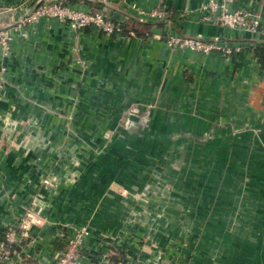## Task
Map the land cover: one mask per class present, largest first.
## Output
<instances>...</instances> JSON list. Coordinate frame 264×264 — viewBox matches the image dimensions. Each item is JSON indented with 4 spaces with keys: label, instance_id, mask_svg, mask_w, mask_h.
<instances>
[{
    "label": "crops",
    "instance_id": "0c3cea01",
    "mask_svg": "<svg viewBox=\"0 0 264 264\" xmlns=\"http://www.w3.org/2000/svg\"><path fill=\"white\" fill-rule=\"evenodd\" d=\"M36 1L0 0V28L14 24L9 28L10 54L5 56L0 49V237L29 208L35 212L28 237L1 264H56L66 225L86 221L80 216L83 202L65 199L68 192L80 189L81 178L61 185L58 194L43 190V199L36 195L46 175H80V150L59 154L50 150L51 144L72 139L54 131L65 126L64 115L73 114L75 125L82 120L94 125L97 112H104L105 119L115 123L119 112L133 107L158 114L189 109V126L195 119L206 125L201 132L189 129V136L213 138L225 132L219 128H232L240 137L236 142L242 150L235 155L248 159V166L243 163L237 169L240 174L248 171L250 192L244 194L243 185L238 186L233 204L226 199L222 203L237 210L235 222L243 221V215L248 219L249 264H264V245L254 241L264 243V65L253 49L264 44V30L249 33L202 21L199 8L207 0H108L107 12L117 20L140 21L134 5L147 11L167 9L169 22L142 21L152 25V33L145 37L133 31L106 35L94 26L74 30L67 22L48 17L14 28ZM229 6L251 10L264 25V0H231ZM169 33L219 36L245 49L231 59L218 52L172 49L166 42ZM150 117L149 125L158 124L155 113ZM30 120L34 126H29ZM4 126L12 129L10 135ZM25 142L28 145H22ZM129 218L128 212L119 215L111 210L107 225L101 226L104 220L95 216L93 233L84 242L83 264H126L109 261L111 244L100 235L123 238L127 231L112 224L129 223ZM232 239L234 250H242L240 240ZM173 259L171 253L170 264H189Z\"/></svg>",
    "mask_w": 264,
    "mask_h": 264
},
{
    "label": "rangeland",
    "instance_id": "374dc122",
    "mask_svg": "<svg viewBox=\"0 0 264 264\" xmlns=\"http://www.w3.org/2000/svg\"><path fill=\"white\" fill-rule=\"evenodd\" d=\"M103 113L97 112L94 125L85 120L75 125L73 114H65V126L54 129L72 139L53 143L50 150L58 154L80 150L82 155L80 175H46L36 192L43 199V190L58 194L61 185L81 178L80 189L68 192L65 199L83 202L80 216L86 221L68 223L65 235L86 229L90 232L87 239L93 233L95 216L105 226L109 211L128 212L129 223L112 224L127 231L123 238L100 235L111 244L109 261L170 264L172 253L173 260L189 264H241V260L249 264L248 219L243 215V221L235 222L237 210L222 203L226 199L233 204L238 186L243 185L244 194L250 192L248 171L240 174L237 169L243 163L248 166V159L235 155L242 144L236 142L240 137L234 136L232 128H219L225 132L213 138L210 134L189 136V129L201 132L206 128L201 119L192 120L189 126V109L158 114L133 107L119 112L115 123L107 121ZM154 113L158 124L149 125ZM28 124L35 123L30 120ZM11 130L3 127L7 135ZM27 211L35 214L30 208ZM234 237L240 240L239 253L234 250ZM254 241L264 245L261 239Z\"/></svg>",
    "mask_w": 264,
    "mask_h": 264
},
{
    "label": "built area",
    "instance_id": "2783aa9c",
    "mask_svg": "<svg viewBox=\"0 0 264 264\" xmlns=\"http://www.w3.org/2000/svg\"><path fill=\"white\" fill-rule=\"evenodd\" d=\"M39 0L36 1V3ZM85 1L97 3L98 10L85 7ZM231 0H207L199 8L200 19L204 22L217 26L240 30L249 33H260L264 30L261 17L247 8L232 9L229 4ZM81 5L65 2V0H42L26 16L21 18L14 28H21L27 24L39 21L41 17L58 18L65 21L74 30H83L94 26L106 35L122 32L123 20L114 19L107 12L108 0H79ZM140 21L165 19L169 22V12L165 8L144 10L134 5ZM10 27L0 28V49L2 54H10L11 41L13 39ZM160 37V36H158ZM168 46L172 49H189L203 54L218 52L227 59L244 51L245 46L237 42H229L219 36H183L169 33L166 38ZM48 182L47 179L44 180ZM35 217L33 212H26L15 224L8 225L4 236L0 237V264L16 252L15 246H21L24 239L28 237L29 230ZM90 232L80 229L73 234H64L65 238L60 251L55 253L56 264H83L84 242Z\"/></svg>",
    "mask_w": 264,
    "mask_h": 264
},
{
    "label": "trees",
    "instance_id": "16d2710c",
    "mask_svg": "<svg viewBox=\"0 0 264 264\" xmlns=\"http://www.w3.org/2000/svg\"><path fill=\"white\" fill-rule=\"evenodd\" d=\"M65 2L75 3V2H79V0H65ZM84 4L87 5V7H90L92 9H96V10L99 9L97 6V3L95 2L85 1ZM121 26H122V32L120 34H127L130 31H133L137 35L145 37L152 33V25L150 23L137 21L135 19L128 18V17H126L123 20V22L121 23ZM253 49H254L255 54L259 57L261 63L264 65V44L255 46ZM3 236L4 235H2L1 238ZM19 247L20 246H15V249H18Z\"/></svg>",
    "mask_w": 264,
    "mask_h": 264
},
{
    "label": "water",
    "instance_id": "95a60500",
    "mask_svg": "<svg viewBox=\"0 0 264 264\" xmlns=\"http://www.w3.org/2000/svg\"><path fill=\"white\" fill-rule=\"evenodd\" d=\"M40 1H42V0H39V1L36 3V5H37ZM36 5H35V6H36ZM35 6L33 7V9L35 8ZM33 9H32V10H33ZM12 25H14V24H8V25L5 26V27H10V26H12Z\"/></svg>",
    "mask_w": 264,
    "mask_h": 264
}]
</instances>
